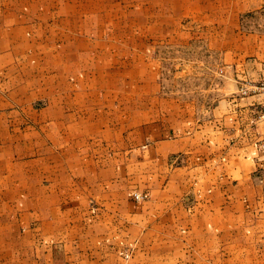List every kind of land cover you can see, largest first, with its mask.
I'll use <instances>...</instances> for the list:
<instances>
[{
  "label": "crops",
  "instance_id": "1",
  "mask_svg": "<svg viewBox=\"0 0 264 264\" xmlns=\"http://www.w3.org/2000/svg\"><path fill=\"white\" fill-rule=\"evenodd\" d=\"M210 16L215 34L210 45L222 73L211 101L201 103L198 111L191 106L182 120L164 115L138 128L141 143L146 128L141 152H150L155 181L150 204L160 212L170 210L178 194H190L189 201L195 195L201 214L198 242L216 256L229 247L233 257L248 250L247 258L254 259L256 243L264 242V97L243 95L239 89L264 78V0H216ZM46 110L44 121L0 127V154L27 166L30 185L22 193L32 192L34 178L42 198L17 205L10 196L16 193L15 177L0 165V193L10 197L2 206L13 212L0 219V264H143L144 218L138 209L143 207L121 199L126 159L119 151L113 163L106 133L94 136L93 144L103 147H84L94 135L91 129H111L112 123L92 115L100 107ZM165 111L172 113L169 106ZM119 122L116 127L126 130L127 119ZM62 140L68 147L61 153ZM144 162L142 154L138 177L144 176ZM17 209L24 217H14ZM188 224L192 226L191 217ZM242 239L247 247L236 244ZM129 244L135 248L128 249Z\"/></svg>",
  "mask_w": 264,
  "mask_h": 264
},
{
  "label": "rangeland",
  "instance_id": "2",
  "mask_svg": "<svg viewBox=\"0 0 264 264\" xmlns=\"http://www.w3.org/2000/svg\"><path fill=\"white\" fill-rule=\"evenodd\" d=\"M215 10L216 0H0V127L44 121L47 107L102 108L105 114L92 115L106 117L111 129H91L94 135L84 147L94 143L95 134L106 133L113 163L119 151L126 159L121 199L143 207H138L144 218L143 264H264V242L256 243L254 259L247 258L248 250L233 257L229 247L216 256L198 242L201 214L195 195L191 201L190 194L176 195L170 210L153 212L150 204L155 181L150 152H141L146 128L144 143L138 128L164 115L182 120L191 106L198 111L211 101L222 74L210 45ZM168 106L172 113L165 111ZM124 119L127 129L116 127ZM62 141L61 153L68 147ZM142 154L144 176L138 177ZM23 163L0 154L1 169L15 177L16 193L10 196L21 206L40 203L38 179H31V193H22L30 185ZM9 198L0 193V219L13 217L2 206ZM23 212L17 209L14 217H24ZM240 242L248 246L245 239Z\"/></svg>",
  "mask_w": 264,
  "mask_h": 264
},
{
  "label": "built area",
  "instance_id": "3",
  "mask_svg": "<svg viewBox=\"0 0 264 264\" xmlns=\"http://www.w3.org/2000/svg\"><path fill=\"white\" fill-rule=\"evenodd\" d=\"M239 91L243 95L259 94L264 97V79L253 82H244ZM261 117L264 118V113ZM261 148L264 150V142L261 144ZM136 198L140 199V195L137 194Z\"/></svg>",
  "mask_w": 264,
  "mask_h": 264
}]
</instances>
